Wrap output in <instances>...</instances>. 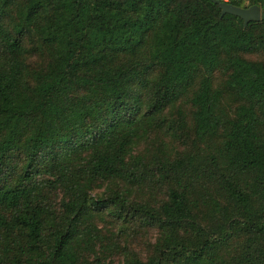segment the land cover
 Listing matches in <instances>:
<instances>
[{"label":"trees","instance_id":"16d2710c","mask_svg":"<svg viewBox=\"0 0 264 264\" xmlns=\"http://www.w3.org/2000/svg\"><path fill=\"white\" fill-rule=\"evenodd\" d=\"M226 3L0 0V264H264V0Z\"/></svg>","mask_w":264,"mask_h":264},{"label":"water","instance_id":"95a60500","mask_svg":"<svg viewBox=\"0 0 264 264\" xmlns=\"http://www.w3.org/2000/svg\"><path fill=\"white\" fill-rule=\"evenodd\" d=\"M220 10V16L229 14L239 18L243 26L249 22H257L260 18V10L257 6L252 5L247 8H238L220 0H211Z\"/></svg>","mask_w":264,"mask_h":264},{"label":"crops","instance_id":"0c3cea01","mask_svg":"<svg viewBox=\"0 0 264 264\" xmlns=\"http://www.w3.org/2000/svg\"><path fill=\"white\" fill-rule=\"evenodd\" d=\"M221 1L225 2V0H221Z\"/></svg>","mask_w":264,"mask_h":264},{"label":"built area","instance_id":"2783aa9c","mask_svg":"<svg viewBox=\"0 0 264 264\" xmlns=\"http://www.w3.org/2000/svg\"><path fill=\"white\" fill-rule=\"evenodd\" d=\"M227 0H225V2H226Z\"/></svg>","mask_w":264,"mask_h":264}]
</instances>
